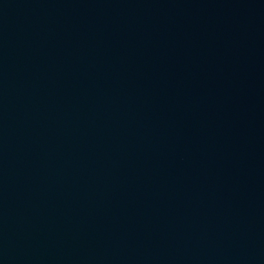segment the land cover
Wrapping results in <instances>:
<instances>
[{
	"label": "water",
	"instance_id": "95a60500",
	"mask_svg": "<svg viewBox=\"0 0 264 264\" xmlns=\"http://www.w3.org/2000/svg\"><path fill=\"white\" fill-rule=\"evenodd\" d=\"M0 264H264V0H0Z\"/></svg>",
	"mask_w": 264,
	"mask_h": 264
}]
</instances>
